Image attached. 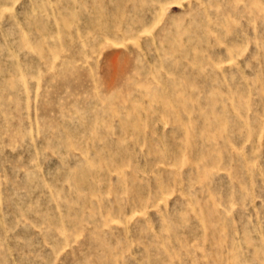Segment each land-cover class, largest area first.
Here are the masks:
<instances>
[{
    "label": "rangeland",
    "instance_id": "374dc122",
    "mask_svg": "<svg viewBox=\"0 0 264 264\" xmlns=\"http://www.w3.org/2000/svg\"><path fill=\"white\" fill-rule=\"evenodd\" d=\"M0 264H264V0H0Z\"/></svg>",
    "mask_w": 264,
    "mask_h": 264
}]
</instances>
